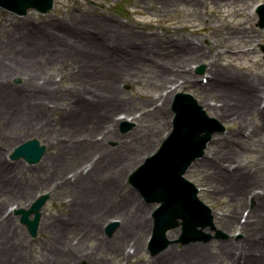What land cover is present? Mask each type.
Returning <instances> with one entry per match:
<instances>
[{"label": "bare ground", "instance_id": "bare-ground-1", "mask_svg": "<svg viewBox=\"0 0 264 264\" xmlns=\"http://www.w3.org/2000/svg\"><path fill=\"white\" fill-rule=\"evenodd\" d=\"M231 1L236 5H245L249 0ZM212 3L215 4V1ZM69 20L72 24L68 25L70 28L62 24L61 27L75 29V34L76 31L80 32L77 39L63 37L45 27H33L26 33L18 32L17 35L9 36L2 45L0 76L6 78L0 79V125L7 126L16 136L24 134L22 137H39L48 145L52 156L45 157L42 164L31 172L37 171L43 176L32 182L19 175V168H10L7 162L0 160V188L5 193L11 186L7 198L17 195L10 205L12 208H25L35 199L36 193L45 188L43 190L51 191L53 198L64 203L66 211L63 216L52 215L42 219L40 231L46 229V237L51 238V241L45 244L46 252L39 262L33 260L34 255H29L27 249L25 251L22 234H18L17 227L14 228L10 222V212L4 209L0 211V249L3 250L0 264H41L42 261V264H106L108 256L130 264L134 258L132 253L142 250L143 238L139 235H147L150 230L152 232V227L159 229L166 223L163 218L167 208L160 214L157 225L149 213H157V204L172 207L175 203L181 204V201L178 188L177 194L165 182L164 186L154 183V187L161 190V196L150 199L151 204L145 205L138 198L137 191L134 193L129 190V186L125 187L124 179L137 163L145 156L147 158L163 142L171 126L169 104L176 92L186 88L196 90L200 105L212 109L218 120L231 124L230 143L234 142L237 146L226 147V141H219L221 148L218 154L214 152L215 158L199 162H207L204 166L208 170L202 171L199 165L198 170L204 176L202 180L206 178L217 182V186H211V197L226 195L230 199L229 205L234 204L230 206L233 212L228 218H220L219 228L226 232L240 230L244 239L238 243L227 238L222 242L191 243L178 247L168 246L167 243L150 264H237L238 260L234 262L236 255L243 264H264V183L258 181V174L264 175V168L254 174L249 169L250 165L244 164L245 157L250 156L241 155L258 154L259 161L264 164V106L261 104L264 78L253 75L252 79L249 75L228 70L229 66L220 67L215 61L218 50L230 48L229 42L233 44L240 32L233 28H218L219 35L214 37L212 45L210 42L198 43L183 37L178 42L187 48L178 44L175 48L177 51L173 53H165L162 45L154 42L151 51L154 48L160 50L155 56L145 52L147 43L153 41L152 37L133 35L129 38L122 33L128 31V27L124 30L120 24L97 18ZM86 27L93 28L97 35L94 32L86 34ZM55 37L59 42L54 47ZM83 40L92 42H87V46ZM126 46L134 47L133 51L124 50ZM232 46L245 47L237 44ZM204 47L208 49H202ZM115 49L123 55H118ZM209 49L212 54L207 69L208 83L204 84L201 77L192 73L195 68L192 61L200 56L208 58L202 51ZM34 53H38L39 57H34ZM119 58H125L134 65L141 61L140 67H144L152 76L154 91L139 97L130 92L126 95L124 89H116L115 86L123 82L113 85V80L121 75L120 70L114 68L121 64ZM169 59L172 61L171 66L166 65ZM63 61L69 65L66 69L73 72V76L68 72L73 78L72 82H79L73 88L56 85L46 71L48 66L55 67ZM149 65L153 68L147 67ZM12 77L19 78L21 82L12 83ZM103 78L105 82L101 81ZM100 81L102 88L107 83L104 91H97ZM223 81L226 85L219 86ZM20 86H23L22 89H19ZM140 104L146 105L142 110L133 111ZM200 105L197 104L202 110ZM192 108L197 110L194 105ZM129 115L135 117L132 120L136 124L137 121L142 124L138 123L129 132L120 131L119 124ZM201 118L203 123L212 125L208 115ZM32 121L36 122L35 126ZM249 127H252L259 144L252 147L251 141L243 137L245 146L249 147L241 148L238 146L241 143L239 134L246 133ZM25 140L27 138L22 139V142ZM172 147H182L192 152L196 148L194 138L181 135V131ZM222 159L226 160L224 163H228V166L233 164L235 167L229 171L221 170ZM208 165H211L210 169ZM257 166L258 163H254L251 168ZM213 169L218 170L219 174L205 175ZM257 183L261 185V191L257 190ZM182 185L187 189L183 182ZM65 197L69 200L65 201ZM24 201L27 204L22 206ZM111 202L113 210L108 208ZM8 205L5 206L9 209ZM187 205L186 200L184 207ZM111 214L119 215V225L111 239L104 238L102 246L97 241L101 240L102 228ZM239 215L245 219L238 220ZM178 224L175 226V223L169 222L162 231L159 229L156 236L164 237L167 231ZM248 235L250 238H247ZM93 239L96 242L92 245ZM123 242H126L127 247H122ZM95 247L103 252V257L95 252ZM243 249L245 253L241 251ZM253 252L259 253L260 257L255 259L254 255H247Z\"/></svg>", "mask_w": 264, "mask_h": 264}, {"label": "rangeland", "instance_id": "rangeland-1", "mask_svg": "<svg viewBox=\"0 0 264 264\" xmlns=\"http://www.w3.org/2000/svg\"><path fill=\"white\" fill-rule=\"evenodd\" d=\"M212 1L213 0H55L54 7L52 8L49 14L42 15L37 12L30 11L23 17H17L11 15L5 10L0 9V58H2L1 56L2 55L1 50L3 49L2 45L5 43V40L9 36L17 35L18 32L26 33L29 29H33V26L45 27L47 28V30L52 31L55 34H61L64 35L63 37L67 36V38L74 37V39H77V35L80 32L76 31L75 34V29H68V28H64L63 26L61 27V24L67 26L72 25L69 20L71 18H77V19L81 17H85L86 19L97 18L103 20L104 22H112L113 24H120L122 25V28H124V30H126L128 27V31H124L125 33L124 32L122 33L128 36L129 38H131L133 35H140L146 38L152 37L153 41L147 43L145 52L148 53V55L155 54V56L159 54L160 50L154 48L151 51L152 44L154 42L160 43L165 53L167 51L173 53L174 51H177L175 50V48L177 47L178 44L184 45L183 43L178 42L183 37L191 38L198 43L210 42V44L212 45L213 41L215 40L214 37L215 36L217 37L219 35V32L217 30L218 28H222L224 30L233 28L236 29V31H239L240 34L235 37V42H233V44L229 42L230 48L222 47L220 50H218V52L220 51L221 52L219 53L218 57L215 59L217 65L223 68L229 66L227 68L228 70H234L240 74L249 75L252 79H253V75L261 76L264 78V51H262L261 49V46L264 45V27L258 26L259 21L257 19L259 18H257V16L255 15V7L259 4H263L264 0H249L245 5L244 4L236 5L231 0L229 1L214 0L215 4H213ZM134 11L136 13H134ZM114 27H112V29H114ZM110 31L111 30H109L108 32ZM89 32H94L93 28L86 27L85 33L87 34ZM94 34L96 33L94 32ZM245 35L246 37H244ZM31 37L34 38V36ZM54 39H56L53 42V46L55 47L59 41L57 40V37H55ZM82 42L88 46L87 42H92V41L83 40ZM234 44L245 47L236 48L235 46H232ZM184 46L187 48L186 45ZM133 48L134 47L127 46L126 51L128 52L129 50L133 51ZM202 49L207 50L208 48L204 47ZM115 50L116 53H119L117 49ZM202 53H206V56L208 58L200 56L199 58L196 57L197 59L196 61H192V65L196 66L192 71V73L199 78L201 77V75L197 73L196 68L199 67L200 65H203L205 67L203 69V74L205 73L207 74L208 63L210 61L209 58L210 55L212 54V50L209 49V51H202ZM38 55H39L38 53H34V57H39ZM197 55H199V53ZM170 59L168 61H170ZM119 60L122 61L121 64L115 66L114 68L120 70L121 75L113 80V85H116L121 81L123 82L119 86L116 85L115 86L116 89L119 90L124 89L123 91L126 93V95H128V93L130 92L139 97L154 91L155 88H153V79L151 78L152 76L151 77L149 76V74L145 71L144 67H140L141 61H137V60L134 61V62L137 61V63L139 62L138 63L139 66H138L132 64L131 61L125 58H119ZM168 61L166 62L167 63L166 65L171 66L172 61L170 62ZM1 63H0V73L2 70ZM67 66H69L68 63L63 61L60 62L59 65L55 67L48 66L46 68V71L48 74H50L53 77L54 83H56V85L61 86L62 88H73V86L78 85L79 82H75V83L72 82L73 78H70L69 73L70 75L73 76V72L72 70H67L66 69ZM147 67H152V66L149 65ZM81 77L83 78L82 75ZM4 78L6 77L0 76V79H4ZM17 80L19 81V78L12 77L10 81L16 84L21 82V81L16 82ZM101 81L105 82L106 80L103 78ZM101 81L98 82L97 91L100 90L104 91L106 87L107 83L104 85V88H102ZM225 85L226 82L224 81L221 82V84H219V86H225ZM22 87L23 86H20L19 89H22ZM178 92H184L186 94L191 95V97L196 101L198 105L201 104L199 100V93L196 90L192 88H188V89L186 88V89H181ZM172 100L169 104L171 110V118H170L171 126L169 132L164 137L163 142L166 140L170 132L173 130L172 123L175 117H174V113L172 112V102L174 101ZM263 102H264V96L261 99L262 106L264 105ZM141 104L137 105V108L133 111L137 112L138 110H142L146 104H143L142 106ZM201 108L206 113V115H208L210 118L215 120L216 123L218 124L215 126V128L217 129L215 133L217 134L211 136L209 145L205 150H203L204 155L193 162V167L189 169L188 173L186 174V178H188L189 181L194 184L195 188H198L199 192L197 197H199L204 204L210 207L212 211L210 216L212 215V217L213 216L214 217L213 219H211L212 225L210 224V226L208 225L204 228V229L208 228L209 231L207 230L202 232L203 237H201L200 240L192 241V239H187V241H182L181 240L182 225L174 227V229L172 230L170 229L171 231H167L166 235L164 236L165 237L164 241L166 240V243H169L168 246L177 245L178 247V245L186 246V245H191V243L205 244L210 242L211 243L222 242L230 238L233 239L234 242L238 243L242 239H244L240 230H235V231L229 230L228 232L230 233H228L219 228L220 225H218V223L221 221L220 218H228V215H230L231 212H233V208H231L230 206H234V204L231 203V205H229L230 199L226 195H218L216 197L215 196L211 197L208 193L211 194L212 191L211 186L212 185L217 186V182L212 180L208 181L206 178L202 180L204 176L202 172L198 170V165L199 167H201L202 171L208 170L204 166L207 162H201V163L199 162L206 158H210V159L215 158L214 152L217 151L218 154V149L221 148V146L218 145L219 141H226L225 143L226 147H230L232 145L237 146V144H235L234 142L230 143V139H231L230 137L232 135V131L229 129V127L231 124L218 120L215 114L212 113L213 111L212 109L208 110L203 106H201ZM132 119H135V117L129 115L122 120V122H127V124L130 125V129L126 132L131 131V129H133L139 123L137 121L136 124V122L133 121ZM32 122L34 123L33 126H35L36 122L34 121ZM139 124H142V122ZM146 124L149 125L150 127V124L148 123ZM131 125L133 128H131ZM150 128H152V126ZM23 135L24 134L20 136H16L7 128V126H3L2 124L0 125V160L3 163L7 162L6 165L9 166L10 168H19L20 170L19 175L21 174L22 178H25V180L28 179L30 182H32L36 178L39 179L43 176L40 174V172L36 171V173L33 174H31V172L42 164L45 157L52 156V154H51V150H49L48 145L44 142V140L35 136V138H37L40 141V144H42L46 148L44 155L40 158V160L37 163L27 164V162L22 159L10 160L9 156L16 147L15 143H17V145H20L19 143L22 142V139L27 138L29 140H32L33 138L32 136L22 137ZM239 136L241 139V143L238 146H240L241 148L249 147V146H245L243 137L251 141L250 146L252 147H255V145L259 144L255 136L253 135L252 127H249L247 133H241L239 134ZM160 143L156 146V148L153 151H151V153L154 152L152 155H154L161 147V144H163ZM214 145L216 146L215 149H213ZM151 153H149L148 155H150ZM244 154L250 156V157H245L244 164L250 161L249 165H251V162H253L254 160L258 161L260 158V155L255 153L254 154L243 153L241 155ZM148 155L147 158L150 157V156L148 157ZM147 158L145 156L129 172L130 174L128 173V175L125 176L124 185L125 187L129 186L130 187L129 190L133 191L132 190L133 187L130 186L129 184V176H131L132 172L136 168H138L140 164L146 161ZM224 161L226 160L222 159V162L220 164L221 170L226 171V168L231 169L235 167V165L233 164L231 166H228V163H224ZM259 165H261V167H264V164L261 161ZM208 168L210 169L211 165H208ZM193 171L195 172L193 173ZM214 173H216L217 175L219 174L218 170L216 171L213 169L211 172L206 173L205 175L212 176L214 175ZM258 177L260 178L259 181L263 179V183H264V175L261 174ZM214 182L216 184H213ZM255 186L261 188V185H255ZM10 187L7 190H5V193L0 188V191H2L0 192V201H1L0 211L4 209L5 211L10 212V216H11L10 222L14 228L17 227L16 229L18 230V234H22V239L25 241L24 243L25 251L27 249L29 255L32 256L34 255L33 260L35 262H39L43 259V256L46 252L45 244L49 243L48 241H51V238L46 237L47 234L46 229H44L42 232L40 231L42 225V219H44L45 216H52V215L55 217L63 216V213L66 211V206L64 205V203L56 200V198H53L52 195H50L51 191L43 190L45 188L37 192L35 195L36 197L38 195L40 196L41 194L44 196H48V198L46 200L44 207L40 210V215L38 218V224H39L38 231L37 234H35L36 236L33 237L31 236V233L28 231V229L19 223V218L18 216L13 214V210L10 211L11 203L12 202L14 203L15 198H17L16 194H13L11 198H7L9 196ZM207 188L210 190V192L204 191ZM133 192L137 193L136 190ZM137 195L140 200L142 201L144 200L143 198L140 197L139 193H137ZM64 200L68 201L69 199L65 197ZM7 203H9L8 205L9 209L5 206ZM21 204L22 206H24L25 204H27V201H24V204L23 203ZM144 204L147 205L145 202ZM109 207L111 210H113L114 206L112 205V202L108 204V208ZM153 213L154 211H151L149 213V217L150 215L152 216ZM241 217L242 215H239L237 219L239 220ZM119 219H120L119 215L117 214L110 215L109 221L102 228L101 231L102 238L100 241H97V244L100 243L103 246L105 237L109 239L112 238V235L118 226L112 228V230L109 232H106L105 227L112 222L119 225L118 224ZM244 219L245 217L241 218V221H243ZM252 220H254V218ZM178 223H181V220H178ZM150 232L151 230L147 235H143V236L139 235L143 238L142 250L139 249V253L138 251L134 252V258L131 259L130 264H138V263L150 264L151 261H153L157 256V254L159 253L158 252L156 254H152L149 246H147L148 239L151 234ZM247 238H250V235H248ZM95 242L96 241L93 239L92 245ZM125 245L126 242H123L122 247H124ZM129 247L126 249H129ZM94 250L101 257L104 256L103 252L97 249V247H95ZM241 251L244 252L245 250L243 249ZM1 252H3L2 249H0V253ZM258 254L259 253L257 252L247 253L248 256L254 255L255 259L257 257H260V255L258 256ZM234 259H235L234 262H237L238 260L237 264H243L242 262L239 261L238 255H236ZM125 262H126L125 260L119 262L118 259L114 258V256H108L106 259V264H125ZM46 263L47 262H45V264ZM222 264H226V263H222Z\"/></svg>", "mask_w": 264, "mask_h": 264}, {"label": "water", "instance_id": "water-1", "mask_svg": "<svg viewBox=\"0 0 264 264\" xmlns=\"http://www.w3.org/2000/svg\"><path fill=\"white\" fill-rule=\"evenodd\" d=\"M52 0H0V6L6 8L9 11H14L17 13H25L27 8H35L40 11L46 12L51 8ZM186 105V112H184L181 116V120H185L181 123V135L194 138V149L193 152H196V149H201L204 141L207 137L201 139H195V134L202 129L201 118L195 116V114H199L198 110L192 108L193 103L187 101L184 102ZM192 104V105H191ZM179 137V136H178ZM173 145L167 147L158 157L149 162V166L147 169L139 176L138 184L139 187L146 193H149L153 196H158L161 190L154 187V183L164 186V182L167 183V187L175 190L178 194L184 193V187L181 181V173L184 168L187 166L189 162V156L192 151L186 148H174ZM187 146H190L187 143ZM44 149L38 146L36 141L28 142L12 155V158H17L23 156L27 161L34 163L38 160V158L42 155ZM165 156V157H163ZM163 157V158H162ZM162 158V159H161ZM45 198L40 199L34 205L30 213L35 214V220L29 221L27 217H25V221L29 225V229L31 232H34L36 229L39 210L43 206ZM181 204L175 203L172 207H168L165 204L163 207V211L167 208L165 216L169 217H180L186 220V226H189V220L192 221L193 226L200 225L201 219L198 218V212H195L192 205L188 203L187 206L184 207V200L180 199ZM181 205V206H180ZM169 217H165L169 218Z\"/></svg>", "mask_w": 264, "mask_h": 264}]
</instances>
